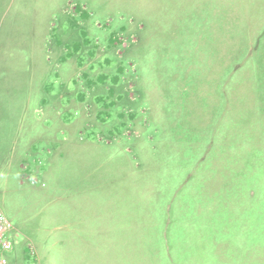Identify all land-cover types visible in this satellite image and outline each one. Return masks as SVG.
<instances>
[{"label":"rangeland","instance_id":"obj_1","mask_svg":"<svg viewBox=\"0 0 264 264\" xmlns=\"http://www.w3.org/2000/svg\"><path fill=\"white\" fill-rule=\"evenodd\" d=\"M42 2L0 0L8 264H264V0H68L79 66L25 35Z\"/></svg>","mask_w":264,"mask_h":264},{"label":"crops","instance_id":"obj_2","mask_svg":"<svg viewBox=\"0 0 264 264\" xmlns=\"http://www.w3.org/2000/svg\"><path fill=\"white\" fill-rule=\"evenodd\" d=\"M61 2H56V0H50V6H52V8L50 9V12H48L49 10V5H44V3L42 2L41 5H39L42 9L43 12H41V10H39L38 14H37V5L38 3H36V8L34 9V12L32 14V9L33 6L31 5V7L27 8L26 7V11H30V15L27 18V14L24 16L25 19H27L26 21H30V31H26L25 35L28 34L29 37L32 36H37L39 38L42 39V41H44L42 43V45H48L47 48H50V51H54L53 53V59L54 62H58L59 63H63V61L65 59H68L70 57V55H73L75 57V60L77 59L78 62V66L80 64V44H75L74 46H72V50L70 51V53L64 54L63 51H67L69 52V46H67V42H71L72 40H67L66 39V34L67 35H76V39L75 40H79L80 38H84V41L86 42V21L83 18L82 22H81V17H80V13L77 11H73V8L71 6V4H69V2H67L68 0H60ZM21 5V4H20ZM10 7L13 6V4L9 5ZM22 6V5H21ZM24 7V6H22ZM19 9V8H18ZM20 9H24V8H20ZM7 11V9H6ZM25 11V12H26ZM49 13L51 15L50 21L46 22V26L43 28H41V23L44 20V18H42L41 16L44 15L45 13ZM3 13V12H2ZM0 13L1 19H0V51H1V44H2V36H3V28H2V23L3 21L6 19L7 17V12H4L3 14ZM28 13V12H27ZM74 14V15H73ZM56 21L58 22V27H56ZM18 27L15 26L16 28V32L18 31L20 22L18 21ZM83 24V25H82ZM16 25V24H15ZM82 28H85V31H82ZM14 29V27H13ZM58 31V33H60V37L58 39H60L59 41H56L55 39V32ZM18 35H21V33H16ZM23 36V34H22ZM54 38V39H53ZM52 40V42H51ZM63 40V41H62ZM73 40V41H75ZM7 44V43H5ZM83 51H84V47H83ZM65 62V61H64ZM79 68V67H78ZM79 71V69H78ZM72 81H70L71 84L73 85H78L76 84L77 82L75 81L76 79H71ZM64 83H61L58 86V90L53 89V86L50 87V89L46 90V93L44 94L46 98L50 99L51 103H54V108L52 109L53 111L57 110V104H58V108L61 107L64 103L67 105L69 103L75 102V101H79L78 103L82 102L84 100V94L82 90H79L74 92L75 94V98L71 100L70 95L73 94V92H70L68 90V88L70 87V83L69 87L64 86ZM67 84V83H65ZM47 89V88H46ZM81 96L83 98V100L81 101ZM67 97V99H66ZM56 104V107H55ZM61 104V106H60ZM70 105V104H69ZM62 110V107H61ZM63 110H67V109H63ZM62 112V111H61ZM84 112V111H83ZM16 138L18 136H15ZM16 141H18L16 139ZM16 141H14L12 143L13 147H15L14 145H16ZM9 151V150H8ZM18 167H20V161H19V165ZM9 168V167H8Z\"/></svg>","mask_w":264,"mask_h":264},{"label":"trees","instance_id":"obj_3","mask_svg":"<svg viewBox=\"0 0 264 264\" xmlns=\"http://www.w3.org/2000/svg\"><path fill=\"white\" fill-rule=\"evenodd\" d=\"M152 52L153 51H148V57H150V54H151V56H152ZM155 53V52H154ZM143 63H144V61H143ZM127 64H130L131 66H133V68L135 69V66H138L139 64H140V61L138 60V58L136 57V55H134V53H133V55H132V58H130L129 56H126V57H124L123 59H121L120 61H117V63H116V73L114 72V74H113V76H112V78H111V81H112V84L113 85H116V87H117V84L119 83V81H120V77H121V75L124 73V68H127ZM136 70V69H135ZM137 71V70H136ZM232 72V71H231ZM230 72V73H231ZM238 76L239 75H236L235 77H237L238 78ZM107 78H108V76L107 75H105V74H103V75H101V83H103V84H107L106 83V80H107ZM236 78V79H237ZM108 92H111V93H114V90L112 89V87H110L109 88V90H108ZM114 95H116L117 96V99H119V100H122V99H127V102H128V98H127V96H126V94L124 93V96H122V94L120 93V94H115L114 93ZM259 96L261 97L262 96V94L260 95L259 94ZM259 96L257 97V99H259ZM141 98V97H140ZM83 100V98H82V96H81V101ZM140 101L141 100H138V97H137V100H135V105H134V113L133 112H130V115L132 116L131 118L132 119H134L135 117H137V111H138V109H137V107H139V103H140Z\"/></svg>","mask_w":264,"mask_h":264},{"label":"built area","instance_id":"obj_4","mask_svg":"<svg viewBox=\"0 0 264 264\" xmlns=\"http://www.w3.org/2000/svg\"><path fill=\"white\" fill-rule=\"evenodd\" d=\"M15 228L0 208V264H8L6 255L13 250L12 234Z\"/></svg>","mask_w":264,"mask_h":264}]
</instances>
